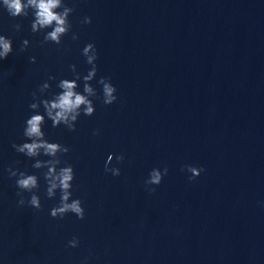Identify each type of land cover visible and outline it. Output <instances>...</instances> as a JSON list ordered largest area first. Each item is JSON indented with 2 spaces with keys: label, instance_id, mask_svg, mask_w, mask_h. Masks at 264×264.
I'll use <instances>...</instances> for the list:
<instances>
[{
  "label": "water",
  "instance_id": "95a60500",
  "mask_svg": "<svg viewBox=\"0 0 264 264\" xmlns=\"http://www.w3.org/2000/svg\"><path fill=\"white\" fill-rule=\"evenodd\" d=\"M64 3L75 11L59 46H41L31 11L12 18L0 6V35L14 48L0 61V264H264V0ZM25 39L31 46L21 52ZM89 43L99 55L93 87L102 96L98 81L111 78L118 100L94 98L95 115H81L76 132L46 118L48 141L71 150L61 159L75 169L73 199L86 212L83 221L54 219L60 192L47 198V169L12 145L30 142L23 132L33 92L47 81L59 93V80L74 79L69 65L88 73ZM112 154L125 157L109 165L119 177L105 172ZM186 166L204 171L190 180ZM9 167L38 176L43 211L19 205ZM165 167L150 193L149 173Z\"/></svg>",
  "mask_w": 264,
  "mask_h": 264
},
{
  "label": "clouds",
  "instance_id": "9594fccd",
  "mask_svg": "<svg viewBox=\"0 0 264 264\" xmlns=\"http://www.w3.org/2000/svg\"><path fill=\"white\" fill-rule=\"evenodd\" d=\"M2 6L12 18L28 17L31 11L34 19L31 23V31L34 34L44 33L41 46L44 44L62 45L63 37L69 35L72 31L70 16L75 9L68 7L64 0H2ZM84 24L92 23L91 17H85ZM21 25L16 24L14 28L17 32L21 30ZM51 29V31H48ZM72 40L76 41L79 36L72 34ZM30 41L25 39L22 41L20 51L24 52L30 47ZM13 41L0 35V61L6 60L9 55L13 54ZM86 62L91 66L86 75L81 76L77 71L75 64L69 65L70 71L74 79H61L57 83V87L61 90L59 93H52V85L44 82L39 87L40 95L36 92L32 93L34 102L29 104L32 115L25 121L23 135L27 141L23 144H13L12 147L17 153L23 154L36 162L32 165L37 170L47 169L43 172V176L47 183L46 196L48 199H55L56 194L60 192V203L50 211V215L54 219H63L69 213L74 214L78 219L83 221L86 218L85 208L80 199H73V184L75 181V169L72 165L62 160L61 157L67 155L71 150L69 147L60 143L49 142L43 130L47 120L52 121L53 128L61 126L67 128L70 132H76V125L81 115L92 117L96 113L94 98L101 99L106 106H111L118 100L117 88L111 83V78L101 77L98 81L102 86V96L98 95L97 90L93 87L92 82L96 80L98 75L97 60L99 59L98 51L94 44H87L82 50ZM31 63L35 64L36 58L30 57ZM83 80V94L77 89L79 81ZM48 81L56 82V76H49ZM44 94H51V99H42ZM41 105L44 114H39ZM47 118V120H46ZM99 130L93 135H99ZM41 155L49 157L48 160L42 161L38 159ZM113 159L117 163L122 164L125 160L124 155H109L105 163V172L111 173L115 177L121 175V171L117 167H110ZM19 163V161H17ZM65 166H61V165ZM184 170V169H182ZM186 170L192 175L190 180H194L202 174L204 169L193 166H186ZM10 178L16 180V186L19 189L17 195L20 197L18 203L21 207L26 204L37 211H43L41 199L35 193L39 191V178L36 175H30L25 171L14 170L12 167L7 169ZM169 169L165 167L163 171L156 168L149 173V179L145 181L146 190L155 193L156 187L160 186L163 179L168 175ZM156 186V187H153ZM31 193V198L26 199L24 193ZM79 238L73 237L69 241L70 248L79 246Z\"/></svg>",
  "mask_w": 264,
  "mask_h": 264
}]
</instances>
